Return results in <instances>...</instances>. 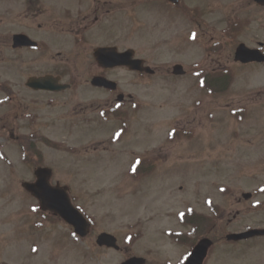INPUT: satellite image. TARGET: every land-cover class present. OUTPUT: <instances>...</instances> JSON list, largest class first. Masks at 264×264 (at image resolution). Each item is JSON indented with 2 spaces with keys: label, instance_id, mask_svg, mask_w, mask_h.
<instances>
[{
  "label": "rangeland",
  "instance_id": "1",
  "mask_svg": "<svg viewBox=\"0 0 264 264\" xmlns=\"http://www.w3.org/2000/svg\"><path fill=\"white\" fill-rule=\"evenodd\" d=\"M213 1L218 7L206 9L205 21L217 34L242 27L234 46L264 37L261 11L240 6L239 0ZM125 8L124 38H119L136 47L156 73L125 72L123 118L102 116L98 106L105 94L84 81L75 91L33 103L16 83L24 86L39 67L26 65L25 53L3 47L16 27L0 25V264H91L89 247L97 233L124 240L131 233L134 242L127 228L136 227L143 233L134 247L146 244L155 227L184 225L179 217L187 211L209 214L210 206L227 203L238 188L255 189L252 178L264 177L258 167L264 152L254 148L264 145V65L227 68L222 84L208 90L203 69L219 66L204 50L215 44L209 39L213 31L206 42L196 40L188 32L196 30L194 22L173 19L162 0H126ZM45 27L54 39L55 31ZM61 58L48 56L40 69L56 71L64 59L78 71V58ZM175 63L188 74L174 76ZM82 64L89 66L90 59L79 68ZM4 85L17 90L10 104ZM245 114H253L245 119L254 122L239 118ZM39 166L53 168L52 181L71 188L74 202L95 222L93 237L82 240L62 219L39 210L37 199L22 187L35 179ZM122 257L96 249L93 264H119ZM233 262L227 253L212 263Z\"/></svg>",
  "mask_w": 264,
  "mask_h": 264
},
{
  "label": "flooded vegetation",
  "instance_id": "2",
  "mask_svg": "<svg viewBox=\"0 0 264 264\" xmlns=\"http://www.w3.org/2000/svg\"><path fill=\"white\" fill-rule=\"evenodd\" d=\"M210 1L212 2L206 3L203 0L165 2L170 7L173 19L181 17L188 24L194 22L193 27H196V30L190 29L189 34L196 40L197 37H204L206 42L210 31H213L211 25L205 21L206 9L218 7L217 1ZM3 2L4 0L0 1V13L4 14L5 17L0 16V25L6 24L16 27L11 30L13 33L11 37L9 36L10 39L6 36V40L9 39V42L3 47H10L13 52L25 53V64L34 69L39 67V70L26 77L24 86L20 82L16 83L18 87L24 89L22 93L26 92L25 95L31 97L33 103L36 104L37 98L40 102L41 97L45 98L47 95L59 96L64 91H75L81 82L91 84L92 78L102 76L116 80L118 83L116 89L92 86L105 94L104 100L98 106L104 112L102 115L106 117L111 115L114 118L125 116L127 98L122 84H125L126 67L104 68L98 64L94 55L96 49L101 47H113L119 52L133 48L121 41L119 36L124 38V31H120L123 27L116 28L115 25L119 19V26L123 25L122 17L125 19V14L121 13L125 12L126 0H6V4ZM238 4L240 6L245 4L248 8L261 11L264 15V4H260L257 0H239ZM249 16H251V20L252 18L255 19L254 13ZM47 24L49 30L55 31L54 39L48 37V30L45 27ZM19 26L24 27L20 28ZM239 30H226L221 34H217L215 31L211 32L213 36L209 39L211 42H215V45H204L205 55L208 61L219 66L216 70H207V76L217 73L219 70L227 69L231 65L250 68L264 65L261 62H252L248 65L235 62V53L239 43L234 46V40L238 38ZM214 33L217 34L219 41L216 40ZM17 34L26 35L34 43L16 48L14 37ZM230 44L231 47L234 46L233 52L227 51ZM248 45L252 48H259L264 53V37L254 40ZM30 55L32 57H28ZM56 55L62 58H78L76 69L78 71L70 70L69 62L63 59L64 65L59 66L58 70L43 72L40 68L45 63L46 58L48 56L54 58ZM88 59H90V65L86 67L85 64H82V67L79 68L80 63ZM223 62H225L226 67H224ZM45 75L60 78V82L67 83L70 87L61 91H48L28 86L29 79ZM72 77L77 81L76 83L75 81L72 82ZM207 78L211 80V77ZM3 90L10 93L6 99L7 103L10 104L13 98L17 99L15 86L4 85ZM122 93L125 98L119 100V95ZM129 98L132 99L131 96ZM31 118L29 117L28 120ZM252 121L254 122V120ZM261 138H264V131ZM254 148L264 152V145ZM263 164L264 158L258 164V167L261 168L260 172L264 174ZM251 181V186H256L255 189L238 188L233 191L227 203L220 202L217 204L215 216L208 221L207 216L202 214L196 219L193 218L190 221L191 225L182 227L157 226L152 232V240L146 244H138L137 247H134L137 243V235L143 232L141 229L138 231L131 227L127 229L134 233L135 241L131 242L133 236L131 233H127L125 240L123 238H121L122 242L119 240L121 248L118 250L100 247L96 242H93L89 247L91 264L94 262V250L96 249L119 253L123 255L122 261L131 257H139L145 260V264H186L202 239L212 241L202 264H215L212 262L216 258L221 259L227 253L235 261L233 262L235 264H264V234H257V232L264 231V177L252 178ZM247 193H250L248 198L245 196ZM94 232L95 230L90 237H93ZM232 234L236 235V238L229 239L228 236ZM97 235L98 233L94 236L95 241ZM117 237L120 239V236ZM99 264L109 263L106 261V263L100 262ZM196 264H200V262Z\"/></svg>",
  "mask_w": 264,
  "mask_h": 264
},
{
  "label": "water",
  "instance_id": "3",
  "mask_svg": "<svg viewBox=\"0 0 264 264\" xmlns=\"http://www.w3.org/2000/svg\"><path fill=\"white\" fill-rule=\"evenodd\" d=\"M16 46L26 44V39L24 36H16ZM248 47L246 45H241L237 51V59L248 61L252 58V54L249 53ZM132 51L118 54L113 52V50H99L96 52L97 60L105 66L113 65H127L132 69L146 71L153 73L150 67H145L143 60H133L131 57ZM254 57V56H253ZM255 58V57H254ZM175 74H183L184 69L181 65H177L174 68ZM28 84L34 88H44V89H64L66 85H60L58 79L53 78V76H45L41 78H32ZM94 85L106 86L114 88L116 83L103 78L96 77L93 80ZM36 180L34 182L23 183L24 188L39 201L40 209L43 211L52 212L56 216L62 217L65 221L71 224L75 232L81 237H86L90 232V222L84 216V214L73 205L69 194V188L67 186H61L60 184L53 185L51 179L53 177V170L49 167H39L36 172ZM235 237V236H234ZM208 240H203L197 247L195 251L196 257L192 260L198 261V258L203 251V247ZM98 243L100 245H105L108 247H118L117 239L111 234L102 233L98 238ZM139 260L137 258L131 259L124 264H143L137 263Z\"/></svg>",
  "mask_w": 264,
  "mask_h": 264
},
{
  "label": "trees",
  "instance_id": "4",
  "mask_svg": "<svg viewBox=\"0 0 264 264\" xmlns=\"http://www.w3.org/2000/svg\"><path fill=\"white\" fill-rule=\"evenodd\" d=\"M30 149H31V150L33 149L32 146H30Z\"/></svg>",
  "mask_w": 264,
  "mask_h": 264
},
{
  "label": "snow or ice",
  "instance_id": "5",
  "mask_svg": "<svg viewBox=\"0 0 264 264\" xmlns=\"http://www.w3.org/2000/svg\"><path fill=\"white\" fill-rule=\"evenodd\" d=\"M117 135H119V134H117Z\"/></svg>",
  "mask_w": 264,
  "mask_h": 264
}]
</instances>
